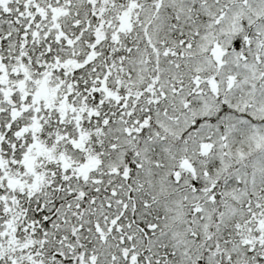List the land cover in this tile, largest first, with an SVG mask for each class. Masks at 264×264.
<instances>
[{"label": "snow or ice", "instance_id": "obj_1", "mask_svg": "<svg viewBox=\"0 0 264 264\" xmlns=\"http://www.w3.org/2000/svg\"><path fill=\"white\" fill-rule=\"evenodd\" d=\"M0 264H264V0H0Z\"/></svg>", "mask_w": 264, "mask_h": 264}]
</instances>
